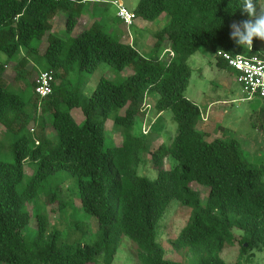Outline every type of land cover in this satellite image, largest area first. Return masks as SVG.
Listing matches in <instances>:
<instances>
[{
  "label": "trees",
  "instance_id": "trees-1",
  "mask_svg": "<svg viewBox=\"0 0 264 264\" xmlns=\"http://www.w3.org/2000/svg\"><path fill=\"white\" fill-rule=\"evenodd\" d=\"M87 1L0 0V52L9 63L21 56L13 84L25 82L32 92L25 99L0 84V125L7 134L20 136L11 146L14 162L0 158V264H113L124 237L136 245L140 264H184L166 259L158 242L159 224L174 201L191 209V216L171 241L173 250L198 254V264H242L222 257L237 242L242 256L264 250V166L249 165L237 140L209 142L207 133L196 127L201 110L186 96L192 76L188 61L202 47L235 77L219 52L264 57L257 39L252 47H241L230 38L229 26L248 18L238 8L241 0H140L134 10L137 18L156 22L167 15L150 57L113 38L99 20L73 37ZM60 13L66 15L67 40L53 34ZM45 38L47 45L41 48ZM163 50L168 57H159ZM29 64L32 69L27 71ZM101 64L132 74L119 82L102 76L84 103V83L71 76L93 73ZM41 72L54 77L52 95L43 100L35 92ZM149 99L158 113L171 111L178 124L170 143L151 152L155 180L139 175L147 135L143 128L144 137L134 134ZM74 108L81 109L83 125L71 116ZM260 114L264 132V108ZM109 120L122 133L120 145L106 146ZM169 158L177 162L172 169H166ZM28 162L36 170L22 186ZM61 172L77 180L82 208L98 223L92 245L60 243L61 231L40 207L36 234L25 240L34 216L29 203L45 196L46 205L58 203L60 212L66 209L62 189L50 183ZM194 185L208 189L205 202Z\"/></svg>",
  "mask_w": 264,
  "mask_h": 264
},
{
  "label": "rangeland",
  "instance_id": "rangeland-1",
  "mask_svg": "<svg viewBox=\"0 0 264 264\" xmlns=\"http://www.w3.org/2000/svg\"><path fill=\"white\" fill-rule=\"evenodd\" d=\"M140 0H92L89 10L91 17L101 19L104 14L109 12H117L115 2H119L129 11H134ZM260 5L264 7V0H260ZM63 14V13H60ZM64 22L66 15H64ZM167 15H162L156 24L160 22L164 26ZM162 21V22H161ZM86 21L78 26H83ZM237 23V22H235ZM77 26V27H78ZM76 27V28H77ZM78 27V28H79ZM134 28V27H133ZM109 33V30L104 28ZM57 37L64 40L68 39L66 26H56L53 31ZM75 32V30H74ZM73 32V37L76 35ZM111 36L118 39L114 34ZM150 35L143 37L151 41ZM152 38V37H151ZM255 39V38H254ZM153 42V39H152ZM47 38L43 39L39 46L45 48ZM152 45V44H151ZM256 45L261 54H264V41L257 39ZM21 56H16L9 64V69L3 73L0 71V84L8 85L10 90L25 99L31 97L32 92L30 87L25 82L13 84L15 69ZM8 57L0 52V65H4L8 61ZM188 64L192 70V76L189 86L186 91V96L189 100L197 104L201 110L206 112V109L212 105L210 109V120L208 123L202 121L198 123L197 130L202 133H207L209 142L216 139L223 141L237 140L241 146L244 157L249 165L255 167L264 166V132L261 129L263 119L260 110L264 108V100L254 98L247 100V95L244 93L242 86L237 81L235 75L217 66V60L213 52L202 47L195 55H193ZM2 70V68H0ZM32 66L29 64L26 70L29 71ZM2 74H4L2 76ZM132 74L130 69L123 72H118L108 64H101L93 73H74L71 78L81 80L84 85L82 87L81 99L85 103L94 92L100 78L106 76L114 82H119ZM35 79L33 75L32 80ZM150 109H145L141 116L137 118L134 134L142 136V128L150 130L148 135L144 137L147 141V149L142 156V163L138 169L141 177H147L150 180H155L158 176V171L152 166L151 152L157 149L160 145H168L175 137L178 131V124L173 119L171 111H166L159 116L155 110L154 99H149ZM71 116L75 119L78 125L85 123V117L80 108L70 110ZM51 123V120H50ZM108 138L106 146L112 144L120 145L122 142V133L115 127L113 120H109L107 124ZM40 132L37 129L36 132ZM45 133L52 135L51 128H46ZM28 136H33L30 131H27ZM18 134H7L6 129L0 125V158L4 162H14V156L11 150L13 143L19 138ZM177 162L169 158L166 163V169H172ZM36 170L34 163H26L23 185L33 176ZM51 186H59L62 189V198L67 203V207L63 212L58 210V203L46 205L45 196L28 204V210L33 213V218L30 226L24 231L26 241H31L36 234V213L40 207L42 214H47L50 217L52 225L58 228L61 233L60 243H81L92 245L98 238V223L89 214H86L82 208L81 200L78 193L77 180L68 172L59 173L52 181ZM194 189L201 194L202 201L205 202L208 189L194 185ZM191 216V209L183 207L180 202L174 201L166 213L164 219L159 224L158 242L166 250V259L181 261L184 264H198L199 255L190 250H182L176 252L173 250L171 241L176 239L180 231L187 225ZM237 238L240 239V232L236 231ZM241 245L237 242L233 247H226L222 253L225 261L230 263L241 262L242 264H264V250L255 249L240 255ZM190 251V252H189ZM137 247L128 238L124 237L121 247L113 261V264H140L137 259ZM102 262V257L99 258Z\"/></svg>",
  "mask_w": 264,
  "mask_h": 264
},
{
  "label": "built area",
  "instance_id": "built-area-1",
  "mask_svg": "<svg viewBox=\"0 0 264 264\" xmlns=\"http://www.w3.org/2000/svg\"><path fill=\"white\" fill-rule=\"evenodd\" d=\"M117 6L118 18L128 27L132 26L137 19L133 11H129L119 2H115ZM173 57V53H169ZM228 66L237 74L236 79L242 86L247 100L260 98L264 100V57L253 56L246 57L242 55L231 56L222 52L218 53ZM54 77L52 73L41 72L36 82L35 92L37 96L43 100L52 95ZM149 109L150 106H147ZM150 130L143 128V133L148 135Z\"/></svg>",
  "mask_w": 264,
  "mask_h": 264
},
{
  "label": "crops",
  "instance_id": "crops-1",
  "mask_svg": "<svg viewBox=\"0 0 264 264\" xmlns=\"http://www.w3.org/2000/svg\"><path fill=\"white\" fill-rule=\"evenodd\" d=\"M91 2H92V0H88L86 3H84L85 7L83 9L82 19L80 20L79 25L84 21H86V23H84L83 26H80V27L78 26L79 28L77 27L75 29V32H74L75 35H78L83 30L91 28L94 21L99 20L102 22L104 28L109 30V34H114L117 38L120 39V41L122 43L132 45L144 57H150L152 55V50H153V45H154V36L160 29H162V27H163V25H161L162 23L160 24V22H159L156 24V22H148V21H145L141 18H137L136 21L134 22V24L132 26L128 27L126 24H124L118 18L117 12L106 13L103 15V17L101 19H97V18L91 17V12L89 10ZM64 15L65 14H59L54 19V21H53L54 28L56 26L63 27L64 25H66V21L64 22V17H65ZM147 35L148 36L150 35L152 37V38L150 37L151 41L149 43H148L149 39L146 40L143 38V37H146ZM152 39H153V42H152ZM165 52H167V51L163 50V51L159 52V57L160 58L168 57L167 55H165ZM10 63H9V61H6L4 65H0V68H2V69L6 68V70H8ZM209 108L212 109V105H210L206 109V112L200 109L202 118H204V122H206V123H208L210 120L211 114H210ZM162 114L163 113H159L158 115L162 116Z\"/></svg>",
  "mask_w": 264,
  "mask_h": 264
},
{
  "label": "clouds",
  "instance_id": "clouds-1",
  "mask_svg": "<svg viewBox=\"0 0 264 264\" xmlns=\"http://www.w3.org/2000/svg\"><path fill=\"white\" fill-rule=\"evenodd\" d=\"M238 8L241 9V14H246L248 18L239 23L233 22L229 26L233 42L241 47H252L254 38L264 41V7L258 0H241Z\"/></svg>",
  "mask_w": 264,
  "mask_h": 264
},
{
  "label": "bare ground",
  "instance_id": "bare-ground-1",
  "mask_svg": "<svg viewBox=\"0 0 264 264\" xmlns=\"http://www.w3.org/2000/svg\"><path fill=\"white\" fill-rule=\"evenodd\" d=\"M122 29V28H121ZM57 186V185H56Z\"/></svg>",
  "mask_w": 264,
  "mask_h": 264
}]
</instances>
